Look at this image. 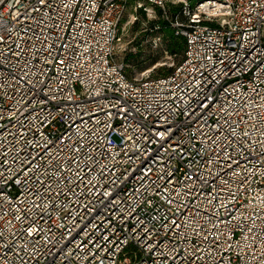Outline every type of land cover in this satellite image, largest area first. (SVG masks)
I'll list each match as a JSON object with an SVG mask.
<instances>
[{"label":"built area","instance_id":"2783aa9c","mask_svg":"<svg viewBox=\"0 0 264 264\" xmlns=\"http://www.w3.org/2000/svg\"><path fill=\"white\" fill-rule=\"evenodd\" d=\"M129 6L171 73L126 74ZM0 37V264H264V0H0Z\"/></svg>","mask_w":264,"mask_h":264},{"label":"rangeland","instance_id":"374dc122","mask_svg":"<svg viewBox=\"0 0 264 264\" xmlns=\"http://www.w3.org/2000/svg\"><path fill=\"white\" fill-rule=\"evenodd\" d=\"M134 17H138L136 21ZM160 20L163 21L159 10L156 11L155 19L148 17L142 8L134 10V6H129L123 13L119 21L121 42L118 53L127 64L128 74L137 76L145 72L150 76H158L170 70L179 59V52L172 55L166 49L168 33L165 29L144 31L158 24L162 27ZM171 32L174 34V31Z\"/></svg>","mask_w":264,"mask_h":264},{"label":"trees","instance_id":"16d2710c","mask_svg":"<svg viewBox=\"0 0 264 264\" xmlns=\"http://www.w3.org/2000/svg\"><path fill=\"white\" fill-rule=\"evenodd\" d=\"M180 7H181L180 4H178V5H169V7L166 10V13H167V16L169 17V19H172V17L175 16V14L177 13V11L179 10ZM157 10H159L160 17L163 20V21L160 20L161 21V24H162V27H160V25L158 24L156 26L157 27L156 29H154L155 26H153L152 28H146V29H144V31H150V32H152V31H157V30H161V29L164 30L165 29L167 31V33H168L166 35L167 36L166 39H168L166 49L172 55L173 54H178V52H179V59L177 60V62H178L181 59V56H182V53H183L182 50H183V47H184V40H183V38L181 36L176 35L175 33L172 34L171 31H174V30L171 28L170 22L167 23L168 20L165 19V17L163 16L162 11L160 9H158V8L156 9V11ZM137 18L138 17L135 18V21L137 20ZM123 61H124V58H123ZM172 70H173V68H171L170 70L166 71L165 73L158 74V76H152V77H159V75H167V74L171 73ZM126 74H128L127 68H126ZM128 75H130V74H128Z\"/></svg>","mask_w":264,"mask_h":264},{"label":"snow or ice","instance_id":"6c2138e0","mask_svg":"<svg viewBox=\"0 0 264 264\" xmlns=\"http://www.w3.org/2000/svg\"><path fill=\"white\" fill-rule=\"evenodd\" d=\"M40 3L43 4L44 0H40ZM0 39H3L2 37H0ZM189 179H191V177H189ZM173 223L175 224V221H173ZM177 227H179V225H177Z\"/></svg>","mask_w":264,"mask_h":264},{"label":"bare ground","instance_id":"6f19581e","mask_svg":"<svg viewBox=\"0 0 264 264\" xmlns=\"http://www.w3.org/2000/svg\"><path fill=\"white\" fill-rule=\"evenodd\" d=\"M120 46V45H119Z\"/></svg>","mask_w":264,"mask_h":264}]
</instances>
